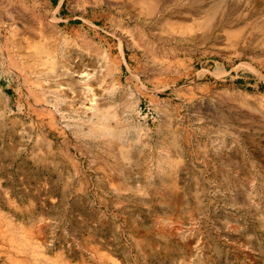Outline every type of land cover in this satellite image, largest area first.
<instances>
[{"label":"rangeland","instance_id":"374dc122","mask_svg":"<svg viewBox=\"0 0 264 264\" xmlns=\"http://www.w3.org/2000/svg\"><path fill=\"white\" fill-rule=\"evenodd\" d=\"M0 264H264V0H0Z\"/></svg>","mask_w":264,"mask_h":264},{"label":"bare ground","instance_id":"6f19581e","mask_svg":"<svg viewBox=\"0 0 264 264\" xmlns=\"http://www.w3.org/2000/svg\"><path fill=\"white\" fill-rule=\"evenodd\" d=\"M111 113L103 112L102 110H97L94 115V121L87 119L89 125L86 132H81L84 135H99V136H108L110 138H122L124 137V128L121 127L120 130H117L119 125L111 124L110 117ZM126 128V126H124ZM126 130V129H125ZM157 231L161 235H167V237H175L182 235L180 226L170 225L168 223H159Z\"/></svg>","mask_w":264,"mask_h":264}]
</instances>
